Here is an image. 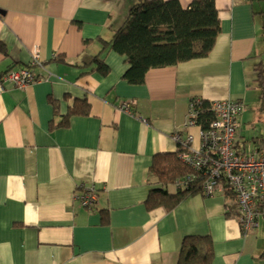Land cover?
Returning <instances> with one entry per match:
<instances>
[{
	"label": "crops",
	"instance_id": "obj_1",
	"mask_svg": "<svg viewBox=\"0 0 264 264\" xmlns=\"http://www.w3.org/2000/svg\"><path fill=\"white\" fill-rule=\"evenodd\" d=\"M177 1L187 8L193 0ZM132 3L0 0V41L8 47L0 72L28 67L36 78L24 88L5 82L0 92V264H176L188 235L211 237V264H264L257 238L264 216L243 237L225 191L188 196L170 211L145 205L162 186L153 156L177 148L176 131L199 140L198 127H182L190 100L243 103L254 87L264 0H215L220 32L210 53L152 69L140 85L122 78L128 65L104 43ZM34 49L41 65L30 64ZM95 55L108 65L106 76L91 72ZM76 99L88 102V114L51 128ZM241 133L240 124L236 149ZM89 187L96 201L85 207L77 195Z\"/></svg>",
	"mask_w": 264,
	"mask_h": 264
},
{
	"label": "trees",
	"instance_id": "obj_2",
	"mask_svg": "<svg viewBox=\"0 0 264 264\" xmlns=\"http://www.w3.org/2000/svg\"><path fill=\"white\" fill-rule=\"evenodd\" d=\"M132 1L123 24L118 27L110 41L104 42L109 50L124 58L128 68L122 78L129 84H142L146 73L152 69L202 58L212 50L220 32L215 0H193L187 8H182L177 0ZM262 30L264 44V22ZM0 52L5 55L8 53V47L2 41H0ZM87 64H94L91 72H98L102 76L109 73V67L104 58L98 55L92 56ZM253 68L255 76L251 84L258 89L260 109H264L263 61H258ZM50 101L54 106V112L57 113V101L53 99ZM210 103L211 101L201 99V111L197 122L203 127H207L208 122L214 119ZM88 108L89 104L85 99H76L68 107L60 122L51 123L50 127H66L71 116L87 115ZM258 149L264 150L263 147ZM183 151H187V148L177 143L174 151L153 156L150 169L157 183L162 186L149 192L145 200L148 210L162 207L165 211H170L184 198L198 193L203 194L204 178L200 172L194 171L179 159L178 154ZM190 173H194L196 179L188 187L175 189L174 192L167 191L169 185ZM224 191L231 198L227 205L230 208L228 216H236L238 220L234 194L226 185ZM100 222L102 225L108 224L107 211H100ZM213 257V242L209 235H188L181 241L176 264H211Z\"/></svg>",
	"mask_w": 264,
	"mask_h": 264
},
{
	"label": "built area",
	"instance_id": "obj_3",
	"mask_svg": "<svg viewBox=\"0 0 264 264\" xmlns=\"http://www.w3.org/2000/svg\"><path fill=\"white\" fill-rule=\"evenodd\" d=\"M38 50L34 49L31 65H41ZM36 80L28 67L8 69L0 72V92L5 82H11L17 88H24ZM129 102H124L120 108L129 111ZM201 98L196 97L188 103L184 129L198 127L199 140L191 132L185 135L176 131L173 133L175 142L187 148L178 154L179 159L200 172L204 178L203 194L211 196L218 191H224L225 185L234 194L238 209V222L243 237L258 225V219L264 216V150L250 152L238 151L235 141L240 132L239 115L244 111V105L239 100L225 99L212 101L210 110L214 119L203 127L197 122L200 114ZM196 175L190 173L177 179L174 187L186 188L195 181ZM80 204L89 207L96 201L94 188L83 189L77 195Z\"/></svg>",
	"mask_w": 264,
	"mask_h": 264
},
{
	"label": "rangeland",
	"instance_id": "obj_4",
	"mask_svg": "<svg viewBox=\"0 0 264 264\" xmlns=\"http://www.w3.org/2000/svg\"><path fill=\"white\" fill-rule=\"evenodd\" d=\"M261 60L264 63L263 55ZM242 101L246 110L239 117L242 133L237 149L247 152L259 147L264 148V109H260L258 89L253 87ZM257 238L264 244V232Z\"/></svg>",
	"mask_w": 264,
	"mask_h": 264
}]
</instances>
